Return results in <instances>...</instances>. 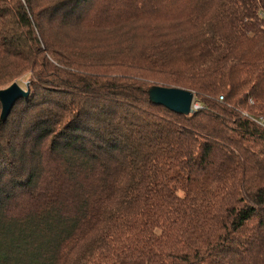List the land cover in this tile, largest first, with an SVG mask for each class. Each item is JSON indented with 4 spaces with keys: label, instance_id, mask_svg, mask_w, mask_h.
Segmentation results:
<instances>
[{
    "label": "trees",
    "instance_id": "obj_1",
    "mask_svg": "<svg viewBox=\"0 0 264 264\" xmlns=\"http://www.w3.org/2000/svg\"><path fill=\"white\" fill-rule=\"evenodd\" d=\"M22 79L0 264H264V0H0V91Z\"/></svg>",
    "mask_w": 264,
    "mask_h": 264
},
{
    "label": "water",
    "instance_id": "obj_2",
    "mask_svg": "<svg viewBox=\"0 0 264 264\" xmlns=\"http://www.w3.org/2000/svg\"><path fill=\"white\" fill-rule=\"evenodd\" d=\"M148 93L150 101L154 105L157 104L169 110L171 109L176 114L182 116H190L192 114V104L195 100V95L192 92L154 86ZM28 95L27 92L21 90L15 83L7 89L1 90L2 118L7 119L16 103L23 97H28Z\"/></svg>",
    "mask_w": 264,
    "mask_h": 264
},
{
    "label": "built area",
    "instance_id": "obj_3",
    "mask_svg": "<svg viewBox=\"0 0 264 264\" xmlns=\"http://www.w3.org/2000/svg\"><path fill=\"white\" fill-rule=\"evenodd\" d=\"M221 101H223V98H220ZM200 109H203V106H201L200 103L196 102V100H194L193 104H192V114H195L196 112H198ZM255 119V123L257 125H259L262 129H264V116H258V117H254Z\"/></svg>",
    "mask_w": 264,
    "mask_h": 264
},
{
    "label": "rangeland",
    "instance_id": "obj_4",
    "mask_svg": "<svg viewBox=\"0 0 264 264\" xmlns=\"http://www.w3.org/2000/svg\"><path fill=\"white\" fill-rule=\"evenodd\" d=\"M17 84V86L21 89V90H24L25 92H27L29 94V85L25 82L24 79H22L21 81L15 83Z\"/></svg>",
    "mask_w": 264,
    "mask_h": 264
}]
</instances>
